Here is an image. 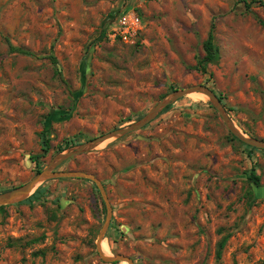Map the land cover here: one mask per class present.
I'll return each mask as SVG.
<instances>
[{"label": "rangeland", "instance_id": "rangeland-1", "mask_svg": "<svg viewBox=\"0 0 264 264\" xmlns=\"http://www.w3.org/2000/svg\"><path fill=\"white\" fill-rule=\"evenodd\" d=\"M261 20L264 0H0V192L196 84L264 139ZM212 22L219 53L203 74L195 66ZM8 40L34 55L10 51ZM57 170L103 183L112 207L105 254L134 264H264V150L234 136L201 93ZM38 188L0 208V264H130L98 251L107 207L94 181L52 178Z\"/></svg>", "mask_w": 264, "mask_h": 264}, {"label": "water", "instance_id": "water-1", "mask_svg": "<svg viewBox=\"0 0 264 264\" xmlns=\"http://www.w3.org/2000/svg\"><path fill=\"white\" fill-rule=\"evenodd\" d=\"M190 93H201L206 95L210 100L212 106L220 114L228 130L234 136H236L239 140H241L242 142H244L245 144L251 147L264 150V139L249 136L244 131H242L231 119L229 112L226 106L224 105L223 101L221 100L220 96L212 88H210L206 84H196L185 88L176 89L169 95L165 96L145 116H143L138 121L133 122L127 126L116 128L110 132L97 136L89 140L88 142L82 143L77 147L70 148L64 152L58 153L56 156L52 158V160L48 163V165L44 169L36 173L29 181L21 185H18L16 187H13L11 189L0 192V206L15 204L27 199L36 191V189L42 183H44L48 179L85 178L92 180L98 186V189L101 192L107 207L106 221L98 238V251L102 259L106 262L114 263L120 261H128L130 264H134L132 259L127 258L124 255H117V256L108 255L102 251V243L106 238V232L109 229V226L112 221V207L110 206L103 183L94 174L91 173H87L79 170H57V168L68 159L81 155L111 138L123 136L128 133L144 128L154 119H156L157 116L161 114L165 108H167L169 105L174 104L179 99L183 98L184 96Z\"/></svg>", "mask_w": 264, "mask_h": 264}, {"label": "trees", "instance_id": "trees-1", "mask_svg": "<svg viewBox=\"0 0 264 264\" xmlns=\"http://www.w3.org/2000/svg\"><path fill=\"white\" fill-rule=\"evenodd\" d=\"M261 23L264 26V20H261ZM215 30H216V25L214 22H212V24L210 26L209 33H208V37L205 40L204 45H203V49H204L205 54L202 58L199 59L198 64L195 66V69H197L198 71H200L203 74L209 73L208 65L217 58L218 53H219V47H218L217 40H216V31ZM8 42H9V40H8ZM9 48H10V51H12V52H18V53L25 54V55H34V53L30 52L29 50H26L22 47L15 46L10 42H9ZM50 58H51L53 64L57 67L58 74L60 76H62V70L58 67V63H59L58 59L54 55H51ZM220 98H221V100H223L221 96H220ZM171 106H173V104L169 105L167 108H165L163 110V112L166 111L167 109L171 108ZM246 146H248L250 149H257V148L251 147L247 144H246ZM49 147H50L49 130H46L43 132V149H44V151H47L49 149ZM38 157L39 156H36L34 158L38 159ZM250 178L256 184H259L260 177L256 174L255 168L251 169ZM40 189L41 188H38L37 191L34 194H32L27 200L34 198L39 193ZM0 208H4V206H0ZM228 238H229V234L225 235L220 240V242L218 244V251H217L218 257L221 256L222 250L226 246Z\"/></svg>", "mask_w": 264, "mask_h": 264}, {"label": "built area", "instance_id": "built-area-1", "mask_svg": "<svg viewBox=\"0 0 264 264\" xmlns=\"http://www.w3.org/2000/svg\"><path fill=\"white\" fill-rule=\"evenodd\" d=\"M123 23L127 24V17H124Z\"/></svg>", "mask_w": 264, "mask_h": 264}, {"label": "bare ground", "instance_id": "bare-ground-1", "mask_svg": "<svg viewBox=\"0 0 264 264\" xmlns=\"http://www.w3.org/2000/svg\"><path fill=\"white\" fill-rule=\"evenodd\" d=\"M199 94V93H198ZM204 95V94H203ZM204 97L206 98V95H204Z\"/></svg>", "mask_w": 264, "mask_h": 264}]
</instances>
